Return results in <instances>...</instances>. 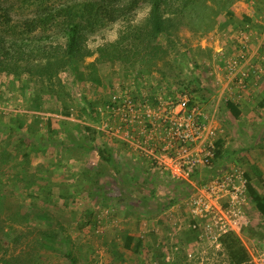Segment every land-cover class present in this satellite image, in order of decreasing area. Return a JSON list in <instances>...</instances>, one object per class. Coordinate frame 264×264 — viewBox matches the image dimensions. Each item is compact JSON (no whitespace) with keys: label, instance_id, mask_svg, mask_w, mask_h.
Returning a JSON list of instances; mask_svg holds the SVG:
<instances>
[{"label":"rangeland","instance_id":"rangeland-1","mask_svg":"<svg viewBox=\"0 0 264 264\" xmlns=\"http://www.w3.org/2000/svg\"><path fill=\"white\" fill-rule=\"evenodd\" d=\"M5 1L13 21L38 4L68 3ZM198 3L165 14L171 25L156 39L127 33V20L76 14L92 53L80 63L83 75L69 68L51 78L0 70V264H231L220 244L227 233L252 264H264V219L246 189L250 183L264 194V97L255 101L264 94V0L232 2L235 13L250 18L241 24L228 23L230 0ZM117 31L125 37V57L100 58L98 49L113 43ZM0 34L19 36V28L0 25ZM45 34L63 43L56 28L36 36ZM230 60L238 61L233 75ZM243 72L241 89L235 76ZM118 89L149 105L162 93H186L216 131L209 165L173 180L107 136L104 121L113 123L103 108ZM226 101L251 106L236 121ZM102 152L112 164L101 160ZM224 174L239 176L245 192L220 200L230 220L220 229L215 221L195 220L189 204L196 186Z\"/></svg>","mask_w":264,"mask_h":264},{"label":"trees","instance_id":"trees-1","mask_svg":"<svg viewBox=\"0 0 264 264\" xmlns=\"http://www.w3.org/2000/svg\"><path fill=\"white\" fill-rule=\"evenodd\" d=\"M233 1L230 0V10L225 12L228 23L233 24L234 21L240 20L238 23L241 24L248 21L247 16L234 12ZM198 2L199 0H97V2L68 0L67 4L59 7L38 4L36 8L28 11L29 16L22 15L18 21H13L11 3L6 4L5 0H0V25L7 28L14 22L19 28V36L7 37L0 34V70L14 75L26 74L51 78L55 73L69 68L83 75L80 72V63L86 57H91L92 53L84 44L86 33L85 26L81 23L82 17H76V14H87L88 17L103 14L111 22L127 20L128 23L124 26L127 33H140L150 39H156L171 25V18L166 17L165 14L171 16L183 14L194 7L197 8ZM142 4L150 6L151 12L149 18L143 21L144 25L138 27L131 20ZM87 25L89 26L90 22ZM239 26L237 24L235 28L238 29ZM55 28L59 31V38H63V43L59 41L53 43L48 34L36 36L39 32L47 33ZM124 40L125 37L119 36L115 42L103 45L98 49L100 58L123 59L125 51L121 46ZM145 43L148 44L149 41ZM92 74H96L95 69L92 70ZM226 108L234 118L239 117L238 108L232 101H226ZM100 157L109 164L113 162L111 154L104 156L102 152ZM246 189L255 210L264 219V194H259L250 183L246 185ZM220 244L231 264H252L248 252L234 234H225L220 239Z\"/></svg>","mask_w":264,"mask_h":264},{"label":"built area","instance_id":"built-area-1","mask_svg":"<svg viewBox=\"0 0 264 264\" xmlns=\"http://www.w3.org/2000/svg\"><path fill=\"white\" fill-rule=\"evenodd\" d=\"M226 65L228 73L233 75L238 61L230 60ZM236 77L244 89L246 73H237ZM128 92L114 91L104 105L103 111L112 117L113 123L104 121L107 136L126 144L149 170L173 180H188L195 171L209 165L214 156L216 131L198 108L191 106L186 93L168 96L162 93L163 96L154 98L155 104L149 105ZM238 180L239 176L224 174L206 186H196L189 204L193 218L215 221L220 229L229 225L220 200L232 194H244L245 186L237 183Z\"/></svg>","mask_w":264,"mask_h":264},{"label":"clouds","instance_id":"clouds-1","mask_svg":"<svg viewBox=\"0 0 264 264\" xmlns=\"http://www.w3.org/2000/svg\"><path fill=\"white\" fill-rule=\"evenodd\" d=\"M151 12V7L146 6L143 10L139 11L136 19L134 21L135 24H140L142 21H145L149 18V14ZM120 25L117 23L116 28L119 29ZM116 39H119V32L117 31L113 36V42H115Z\"/></svg>","mask_w":264,"mask_h":264},{"label":"crops","instance_id":"crops-1","mask_svg":"<svg viewBox=\"0 0 264 264\" xmlns=\"http://www.w3.org/2000/svg\"><path fill=\"white\" fill-rule=\"evenodd\" d=\"M247 17H248V15H247ZM248 19H250L249 17H248ZM261 95V96H260ZM259 95V97L257 96L256 97V100L255 101H259L260 102V100H261V97H264V94H260ZM258 99V100H257ZM234 104V103H233ZM237 106V105H236ZM251 106V104H244L243 105V109H242V107H237L238 108V111H239V117L241 116V113H243V110L246 108V107H248V110H249V107ZM253 107V106H252ZM228 110V109H227ZM254 110H256V111H259L258 110V108H255ZM229 111V110H228ZM229 113H230V111H229ZM230 116L234 119V120H236V121H238V119H239V117H237V118H234L231 114H230ZM128 148V147H127ZM129 149V148H128ZM129 151H131V149H129ZM133 154H135L137 157H138V155L135 153V152H133V151H131ZM139 158V157H138ZM140 159V158H139ZM141 160V159H140Z\"/></svg>","mask_w":264,"mask_h":264}]
</instances>
